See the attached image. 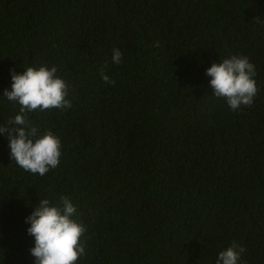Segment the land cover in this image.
<instances>
[{
    "label": "trees",
    "instance_id": "16d2710c",
    "mask_svg": "<svg viewBox=\"0 0 264 264\" xmlns=\"http://www.w3.org/2000/svg\"><path fill=\"white\" fill-rule=\"evenodd\" d=\"M230 55L255 67L236 110L204 74ZM38 64L71 106L25 114L61 142L44 175L0 135V264H33L24 217L61 195L86 229L76 264H215L233 241L264 264V0H0V91ZM18 107L0 97V123Z\"/></svg>",
    "mask_w": 264,
    "mask_h": 264
},
{
    "label": "clouds",
    "instance_id": "9594fccd",
    "mask_svg": "<svg viewBox=\"0 0 264 264\" xmlns=\"http://www.w3.org/2000/svg\"><path fill=\"white\" fill-rule=\"evenodd\" d=\"M112 63L119 64L121 52L111 51ZM20 67V66H19ZM17 72L9 70V88L0 91V97L18 105V111L0 123V135L6 134L8 155L18 167L37 175L55 168L61 155V142L50 130H40L26 119L33 110L69 108L67 85L57 75L55 65H28ZM209 77L212 96L222 97L229 110L250 105L256 94L255 67L246 56L230 55L209 62L204 69ZM101 79L109 84L108 75ZM25 233L32 237L28 249L33 264H76L78 257L86 254L82 235L85 226L76 219V205L64 195L53 203L39 198L24 217ZM243 246L231 242L217 252L215 264H237Z\"/></svg>",
    "mask_w": 264,
    "mask_h": 264
}]
</instances>
